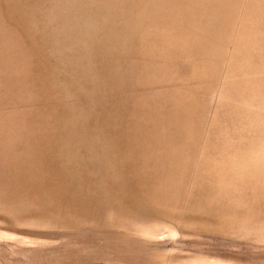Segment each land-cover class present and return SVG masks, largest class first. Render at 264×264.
<instances>
[{"label": "rangeland", "instance_id": "rangeland-1", "mask_svg": "<svg viewBox=\"0 0 264 264\" xmlns=\"http://www.w3.org/2000/svg\"><path fill=\"white\" fill-rule=\"evenodd\" d=\"M0 264H264V0H0Z\"/></svg>", "mask_w": 264, "mask_h": 264}]
</instances>
